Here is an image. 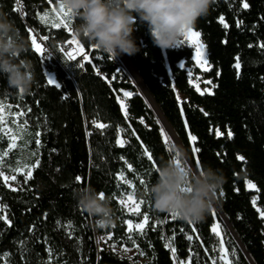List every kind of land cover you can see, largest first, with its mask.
Returning <instances> with one entry per match:
<instances>
[{
	"label": "trees",
	"instance_id": "1",
	"mask_svg": "<svg viewBox=\"0 0 264 264\" xmlns=\"http://www.w3.org/2000/svg\"><path fill=\"white\" fill-rule=\"evenodd\" d=\"M243 2H247L249 8H243ZM60 3L61 0H53L52 5L47 0H0V10L14 20L29 41L27 27L37 36H50L44 44L52 53L50 57L41 58L32 46L25 53L35 70V81L27 93L8 87L6 79L0 76V104L11 117L12 113L23 110L25 115L17 117L21 124L28 121L23 125L33 137L31 148L37 147L36 132L41 133V146L33 161L39 158L41 163L33 169L32 177L27 181L20 177L17 190L8 188L0 177V205H7V208L0 207V216L7 215L12 221L9 226L0 219V255L9 254L0 258V264L5 261L7 264H130L127 258L121 259L105 247H98L96 237L107 232L113 233L112 242L136 252L133 258L137 264H143L146 257L151 264H172L171 251L163 246L168 242L177 249L179 261H187L191 249V264H211L210 257L217 256V250L213 249L218 246V238L210 229L213 208L204 219L194 223L197 230L193 232L187 221L173 219L170 213L154 209L150 200L141 195L145 186L140 179L148 187L156 176V168L143 154L141 140L152 152L156 167L161 159L172 156L158 134L161 126L156 124L157 116L129 73L109 54L94 50L92 45L79 39L87 46L91 60L85 62L83 69H77L74 62L65 64L58 46L65 44L70 34L64 30L52 31L37 16V12L43 14ZM221 14L229 25L227 29L218 20ZM237 20L242 21L239 28ZM73 22L71 17V28ZM193 28L201 33L207 50L211 70L205 76L216 85L214 95L197 93L188 83L186 70L180 68L181 62L191 61L193 49L155 46L146 24L134 31L140 51L128 57L197 167L178 111L177 92L186 98L183 106L191 131L199 138L196 147L201 149V167L211 165L221 170L225 178L216 193V201L254 264H264V221L251 203L254 192L244 183L245 179H251L257 184V204L264 208V49L259 48V43L264 41V0H214L209 14L199 18ZM249 44L253 46L250 48ZM237 56L242 62L239 78L233 68ZM187 66L194 67V61ZM97 70L102 71V76L97 75ZM195 71L200 73L197 68ZM103 76L116 79L110 84ZM47 77L55 79L60 87L49 86ZM115 89L133 92L127 100V121L115 99ZM201 108L209 115L204 116ZM140 116L145 117L148 127L138 121ZM93 118L97 124L103 122L108 126L104 129L93 126ZM117 126L121 129L119 132ZM215 126L224 133L222 137L209 132V127ZM228 128L233 132L231 139L227 136ZM132 129L140 140L132 135ZM86 130H91L90 136L86 135ZM118 137L126 141L122 147L115 143ZM4 150L7 144L0 140V155ZM237 154L243 155L245 160H238ZM14 157L10 154L9 158L2 159L9 164ZM128 163L133 165L132 169L127 168ZM121 172L134 184L137 199L144 201L141 211L150 216L144 234L132 232L145 253L143 256L127 240V225L123 221L139 222L142 217L128 213L118 202L120 195L131 191L119 180L117 173ZM76 175H81L84 182L75 181ZM85 185L93 186L97 192L104 191L105 197L110 198L115 216L111 226L96 227V219L77 206L74 192ZM237 188L239 191L234 190ZM216 214L233 264H252L237 238L219 213ZM158 221L163 223H156ZM153 223H156L155 228L151 226ZM188 236L192 239H187Z\"/></svg>",
	"mask_w": 264,
	"mask_h": 264
},
{
	"label": "clouds",
	"instance_id": "2",
	"mask_svg": "<svg viewBox=\"0 0 264 264\" xmlns=\"http://www.w3.org/2000/svg\"><path fill=\"white\" fill-rule=\"evenodd\" d=\"M74 19V36L112 57L129 56L140 51L134 36L139 25L148 28L152 43L167 49L178 44L188 28L209 14L214 0H61ZM31 43L9 15L0 10V76L8 87L31 90L35 81L32 60L25 53ZM177 158L161 159L154 181L141 193L154 209L176 213L177 217L199 222L213 207L215 196L224 183L221 170L211 165L194 168L187 149L174 145ZM77 206L94 217L101 227L115 222L110 198L85 185L74 192ZM143 264H151L146 257Z\"/></svg>",
	"mask_w": 264,
	"mask_h": 264
},
{
	"label": "snow or ice",
	"instance_id": "3",
	"mask_svg": "<svg viewBox=\"0 0 264 264\" xmlns=\"http://www.w3.org/2000/svg\"><path fill=\"white\" fill-rule=\"evenodd\" d=\"M47 2L49 5L53 4V0H47ZM242 7L247 9V8H249V4L247 2H243ZM37 16H39L41 18V20L44 21L45 24H47L52 31L64 30L68 34H70L71 39L65 41V43L67 44V48H65L63 46H58V51H59V53H61L66 58L65 64H68L69 62H74V66L77 69L85 68L86 67L85 62L90 61L91 57L88 55L87 46L84 45L78 38H76L72 32V28L70 26V21H71L70 10L65 9L63 4L60 3L58 8L53 7L51 9V14L47 13V12H45L43 14L40 12H37ZM49 20L51 21L50 24L48 23ZM218 20L224 26V28L227 29L229 27L228 23L225 21V17L223 14H221L218 17ZM241 23H242V21L237 20V22H236L237 28L240 27ZM26 31L29 33L31 46H32V49L34 50V52L36 54H39V56L41 58H47V57L52 56V53L45 48V44H44V42L49 41V39H50L49 35L37 36L36 34H34L33 29L31 27H27ZM183 36L185 38V41L187 43H189L190 45H192L195 49V54L194 55L191 54V61H195V65L200 71L209 70L211 68V65L209 64V61L205 56V53L203 50L204 45L201 43V41L199 39L201 36V33L199 31L195 30L194 28H188L185 30ZM224 42L227 43L226 40ZM180 43L181 42L178 41V44H180ZM252 46L253 45H251V44L248 45V47H250V48ZM91 47L94 50L97 49L93 45ZM259 48L264 49V41L259 43ZM191 61H189L187 63H190ZM187 63L181 62L180 68L181 69H187L186 76L188 79V83L193 84L195 86V91L197 93H199L200 95H204L205 93H207L209 95H214L213 87H216V85L213 84V81L211 79L202 81L205 85L211 86V87L206 86L202 89L200 87V84H199V82H201L200 75L196 74L195 79H193L194 72L192 69L187 68ZM92 67L95 68L96 65L93 64ZM233 68L236 70L237 77L239 78L240 73H241V68H242V62H241L239 56L235 57V62L233 64ZM97 75L102 76V71L97 70ZM217 75H219V72H217ZM102 78L110 84H113L115 79H116L115 76L111 77V79H109L108 76H103ZM47 84L49 86H52V87L57 88V89L60 87V85L57 83V81L51 77H47ZM111 90L112 89H110V91ZM115 91L117 92L115 99L117 100V102L119 104L120 111L123 114V119L127 121L129 119V112H128V109L126 107L124 98L132 97L133 92L128 91V90H124V89H115ZM20 92L23 93V90H20ZM176 101L178 104V111L182 117L184 129L186 130L187 139L191 144V151L195 157L196 166H197V168H200L201 167V159H200L199 153L201 152V149L196 147V144H197L199 138L196 134H194L191 131L190 122H189L187 116L185 115V108H184L183 102L180 100L179 96L176 97ZM4 107L5 106L3 104H0V133H4L7 135V139L9 141L7 144V149H14L17 147L16 141H17L18 137L14 134H11V129H9L7 124L4 123V116H3ZM7 107L10 109L12 107V105L9 104V105H7ZM17 107H19V105H17ZM28 111L30 112L31 109H29ZM200 111L203 113L204 116L209 115V113L206 112L203 108H201ZM12 115L13 116H24L25 113L23 112V110H21L20 112L12 113ZM137 119L141 124H145V117L144 116H140ZM27 123H28L27 120H25L23 122V124H27ZM91 123L93 126L99 127L100 129H104L105 127L108 126L103 122L97 124V120L95 118L92 119ZM23 124L19 125L18 127L20 129H23ZM156 124L157 125L160 124L159 119L156 120ZM145 126L148 127V125H146V124H145ZM117 127H118V132H119L121 129L119 128V126H117ZM213 131H214V134L217 138L222 137L224 135V133L220 130L219 126L209 127V132H213ZM158 134L163 138V141L165 143H169L170 138H169L168 134H166L165 129L163 127H160L158 129ZM35 135H36L35 144L37 146V150H39V148L41 146V139H40L41 133L39 131H37ZM86 135L90 136L91 130H86ZM132 135L135 136L138 140L141 139L137 135L135 129H132ZM227 136L229 139H231L233 137V132H232L231 128H228ZM0 140H3V136H0ZM115 143H116V145L122 147L126 143V141L118 137L116 139ZM141 147L143 148V154L147 157V159L150 162H152L153 167L156 168L154 156H153L152 152L148 149L147 145H145L142 140H141ZM173 148H174V145H172L169 148L170 153L172 152ZM52 151H55V149H52ZM35 154H36L35 152L32 153V155H35ZM7 155H8V151L4 150L3 156H7ZM217 155L219 156V153H217ZM178 156H179V153L177 152L174 155H172L171 158H177ZM120 159L125 160V157L120 156ZM237 159L240 161H244L245 157L243 155L237 154ZM176 162L180 163L178 158L176 159ZM40 163H41L40 159L37 158L35 160V163L24 165V168H27V172L24 176L25 181H27L29 178L32 177L33 169L37 168L40 165ZM3 164H4V161L2 158H0V166H3ZM132 167H133L132 164H130V163L127 164L128 169H132ZM12 171L21 172V171H23V169L20 167H17L15 169H12ZM117 176H118V178L123 179V173L122 172L117 173ZM0 177H3L5 183H7V181H9V180H13V181L16 180V176H14V175L6 176L2 170V167H0ZM74 179L77 182H84V178L81 175H76L74 177ZM128 183H131V182L129 181ZM140 183L145 186V189L147 188V185L145 184V181L142 178L140 179ZM244 183L248 189H255V190L259 191L257 184L254 183L251 179H245ZM234 190L239 191L238 188L234 189ZM99 195L101 198H104L105 197L104 191H100ZM220 195L221 196L224 195L222 190L220 192ZM258 199H259L258 196H255V195L252 196L251 203H252L253 207L255 208V211L258 213L259 218L262 221H264V208H261L258 206V204H257ZM118 202L120 205H122L124 207V209L128 213H135L138 217H142L141 219H139V222H137L135 224L133 223L132 219L124 220L123 223L127 225V240L131 241L133 247H135L137 249L138 254L140 256H143L145 253L143 252V250L140 249L139 245L137 244L136 240L134 239V237L132 235V231H133V228H135L136 230H138L140 232V234H144V230L149 225V220H150L149 213L146 211L145 212L141 211V205H143L144 201L142 199L137 201L135 199V197L131 193H129V194H127L126 199L121 198V199H119ZM0 207L7 208V205H0ZM216 215L217 214H216L215 210L213 209L211 212V216H212L213 220L210 223V229H211V232L213 234H215L216 237L219 238V244L217 246L218 251H219L218 260L220 262H223V264H233V260L230 259L229 251H228V248L226 247L225 240L223 238L224 232L221 229V224L218 220L215 219ZM46 216H47V214H45V217ZM171 217L174 219L175 217H177V214L171 213ZM0 219L5 220L9 226L12 224V221L10 219H8L7 215L0 216ZM187 222L189 225H192V231L196 232L197 229H196L194 223L191 221H187ZM59 223L60 222L58 220L57 225H59ZM156 223H163V221H158ZM156 223H153L151 226L153 228H155ZM68 224H72V221H68ZM32 230H33V228L30 227L29 231H32ZM183 231H184V229H181V232H183ZM112 236H113L112 232H107L106 235L100 236L97 239V244L99 245L100 241H104L107 244L108 240H110L112 238ZM174 236H175V233H173V238H174ZM69 238H71V233H69ZM76 239L80 240L79 237H77ZM187 239L191 240L192 237L188 236ZM19 243H20L21 247H23V241H21ZM149 244L151 245V242H149ZM163 246L167 249H170L171 254H172V264H184L183 260H181L179 262L177 261V259H176L177 249L175 247H173L171 245V243H165ZM110 247H111V250L113 252L117 251V249L115 247V243L110 245ZM122 250L125 253L131 251L130 248L123 247V246H122ZM213 250L216 251V247H214ZM24 251L27 252V249L25 248ZM207 251L208 250L205 249V252H207ZM235 251H236V249L233 247L232 253L234 254ZM48 252H49V260H50L51 259V250L49 249ZM7 255H9V254L4 253V254L0 255V258L7 257ZM21 258L23 259V253L21 254ZM121 259H123V257H121ZM127 259L129 260L130 264H137V260H135L132 255H129L127 257ZM153 259H154V256H153ZM210 259H211V264H218L216 257H210ZM82 261H83V258H82ZM191 261H192V250L189 249L188 264H191ZM5 264H7V261H5Z\"/></svg>",
	"mask_w": 264,
	"mask_h": 264
},
{
	"label": "rangeland",
	"instance_id": "4",
	"mask_svg": "<svg viewBox=\"0 0 264 264\" xmlns=\"http://www.w3.org/2000/svg\"><path fill=\"white\" fill-rule=\"evenodd\" d=\"M59 7V6H58ZM58 7H55V8H58ZM47 13H50L51 14V10H49ZM49 24L51 23V21L49 20V22H48ZM71 39V38H70ZM200 41H201V43L204 45V43H203V41H202V39H201V36H200ZM180 44H177V45H175V46H173V47H171V48H182V47H189V48H192L193 49V55L195 54V49H194V47L192 46V45H190L189 43H187L186 41H185V38H184V36L180 39ZM62 46V45H61ZM204 53H205V56H206V58L208 59V57H207V50H206V47H205V45H204ZM64 57V56H63ZM65 58V57H64ZM115 60H117L120 64H121V66L129 73V75H130V77L132 78V81H133V83H134V85L139 89V91H140V93L144 96V97H146V95L144 94V92H143V89H142V87H141V84H140V82H139V80H138V77H137V75H135V71L133 70V69H131V67L128 65V63L124 60V57H123V54H121V55H119V56H117V57H113ZM128 58V57H127ZM129 59V58H128ZM65 60H66V58H65ZM187 68H190V69H192L193 70V72H194V77H193V79H195V75L196 74H198V75H200V77H201V82H199V84H200V87L203 89L204 87H211L210 85H205L202 81H205V80H208V78L205 76V74L206 73H208L210 70H211V68L209 69V70H207V71H200L197 67H196V65H195V61H194V67H189V66H187ZM195 68H197L198 70H199V72L200 73H197V71H195ZM186 71H187V69H185ZM214 84V83H213ZM194 88H195V86L193 85V84H191ZM214 88V87H213ZM177 96H179L180 97V100L183 102V101H186V98L183 96V95H181L179 92H177ZM130 97H128V98H124L125 99V104H126V107H127V100L129 99ZM145 99H147V102L149 103V105L152 107V109L154 110V112H155V114H156V116H157V119H159V121H160V126L161 127H163L164 129H165V132H166V134H168V136H169V138H170V141H169V143H166L167 144V147H168V150H169V148L172 146V145H177V144H182L181 143V141H180V139L178 138V136H177V134L175 133V131L173 130V128L169 125V123H164V121L162 120V118H161V113H160V111H158V109L156 108V106H153L150 102H149V100H148V98L146 97ZM3 116H4V123H6L7 124V126H8V128L9 129H11V134H14V135H16L17 137H18V139H17V141H16V145H17V147L16 148H14V149H7V151H8V155L7 156H3V155H0V158H9L10 157V154H13L15 157L13 158V161H12V163H9V164H3V167H4V170H3V172H4V174L6 175V176H8V175H14V176H16V180L15 181H13V180H9V181H7V183H5L6 184V186L8 187V188H10V189H12V190H17L19 187H20V177H24L25 176V174H26V172H27V168H24V165H26V164H33V161H34V158H35V156L37 155V147L36 148H31V141H32V135L29 133V131L27 130V128L23 125V129H20L18 126L19 125H21V123L18 121V117L17 116H13V117H11L10 115H9V113H8V111L4 108V112H3ZM0 136H3V140L6 142V144H8V139H7V135L6 134H4V133H0ZM121 139H123L124 140V138L123 137H120ZM33 152H35L36 154L35 155H32V153ZM175 153H174V151L172 150V152H171V155H174ZM189 163H190V165L192 166V167H194V168H196L195 167V165H194V163L191 161V159H190V157H189ZM17 167H20V168H22L23 169V171H21V172H14V171H12V169H15V168H17ZM2 179H3V177H2ZM119 180L123 183V184H125L126 186H128L130 189H131V191L129 192V193H131L134 197H135V199L137 200V201H139L138 199H137V197L135 196V187H134V184L132 183V181H130L125 175H123V179H120L119 178ZM3 181H4V179H3ZM131 182V183H128V182ZM248 189V188H247ZM249 191H251V192H254V195L255 196H257V190H255V189H248ZM129 193H127V194H129ZM127 194H122V195H120L119 197H118V201H119V199H121V198H124V199H126V197H127ZM253 195V196H254ZM215 200H216V198H215ZM257 203H258V200H257ZM122 206V205H121ZM123 207V206H122ZM124 208V207H123ZM214 210H215V212L216 213H218V211H217V209H216V207L214 206V204H213V207H212ZM133 214H135V213H133ZM170 215H171V213H170ZM175 218H178V217H175ZM224 221V220H223ZM134 224L135 223H137V222H133ZM221 224V223H220ZM224 224H225V222H224ZM95 225H96V227H98L99 225H98V223L96 222L95 223ZM226 225V224H225ZM227 226V225H226ZM221 229H222V225H221ZM136 231H138V230H136L135 228H133V231L132 232H136ZM215 235V234H214ZM100 236H97L96 237V241H97V239L99 238ZM218 238V237H217ZM114 242H112L111 241V239L110 240H108V242H107V244L104 242V241H100V243H99V245H98V247L99 248H102V247H105L106 249H108V250H110V251H112L111 250V247H110V245H112ZM168 243H170V242H168ZM218 244H219V238H218ZM115 247H116V249H117V251L116 252H114V253H116V254H118L119 256H121V257H124V258H127L129 255H132V256H134L135 254H136V252L134 251V250H132L131 249V251L130 252H127V253H125V252H123V250H122V247H120V246H118L116 243H115ZM216 250H217V256H216V258H217V261H218V264H223V262H220L219 260H218V257H219V251H218V247L216 248ZM113 252V251H112ZM229 256H230V259H232V257H231V255H230V253H229ZM177 259V258H176ZM233 260V259H232ZM177 261L179 262V260L177 259ZM184 264H188V260L187 261H184Z\"/></svg>",
	"mask_w": 264,
	"mask_h": 264
},
{
	"label": "water",
	"instance_id": "5",
	"mask_svg": "<svg viewBox=\"0 0 264 264\" xmlns=\"http://www.w3.org/2000/svg\"><path fill=\"white\" fill-rule=\"evenodd\" d=\"M66 43L65 44H63L62 46L63 47H65L66 48ZM126 56L128 57V55L126 54ZM129 58V57H128ZM130 60V59H129ZM131 62V61H130ZM132 64V63H131ZM132 66H133V64H132ZM133 68H134V70L136 71V69H135V67L133 66ZM136 74H137V77L139 78V80L142 82V84L145 86V84L143 83V81H142V79L140 78V76H139V74H138V72L136 71ZM145 88L147 89V87L145 86ZM148 90V89H147ZM149 92V91H148ZM150 94V93H149ZM151 95V94H150ZM152 97V96H151ZM146 98V97H145ZM152 99H153V97H152ZM147 100V99H146ZM153 101H154V99H153ZM154 104H155V106L158 108V110L160 111V113H161V115L163 116V118L165 119V117H164V115L162 114V112H161V110H160V108L158 107V105L155 103V101H154ZM154 106V105H153ZM165 121L168 123V121L165 119ZM214 206L216 207V209H217V211H218V213H219V215L221 216V218L224 220V222H225V224L227 225V227L230 229V231L234 234V236L236 237V235H235V233H234V231H233V229H232V227H231V225H230V223H229V221H228V219L226 218V216L224 215V213H223V211L221 210V208H220V206H219V204L217 203V201L215 200L214 201ZM237 238V237H236ZM237 240H238V243H239V246H240V248H241V250L246 254V256L248 257V259L250 260V262L252 263V264H254V262H253V260H252V258L249 256V254L247 253V251L245 250V248L243 247V245L241 244V242L239 241V239L237 238Z\"/></svg>",
	"mask_w": 264,
	"mask_h": 264
},
{
	"label": "bare ground",
	"instance_id": "6",
	"mask_svg": "<svg viewBox=\"0 0 264 264\" xmlns=\"http://www.w3.org/2000/svg\"><path fill=\"white\" fill-rule=\"evenodd\" d=\"M66 48H67V45H66ZM123 57H124V60L128 63V65L131 67V69H133L134 70V68H133V66H132V64H131V62H130V60L127 58V56H126V54H123ZM135 71V70H134ZM135 73V75H137L136 74V71L134 72ZM138 80H139V78H138ZM139 82H140V84H141V87H142V89H143V92H144V94L146 95V97L148 98V100H149V102L152 104V105H154L155 106V104H154V101H153V99H152V97H151V95L149 94V92H148V90L145 88V86L142 84V82L139 80ZM157 108V107H156ZM158 109V108H157ZM159 111V110H158ZM161 115V114H160ZM161 118H162V120L164 121V123L166 124L167 122L165 121V119L163 118V116L161 115Z\"/></svg>",
	"mask_w": 264,
	"mask_h": 264
}]
</instances>
